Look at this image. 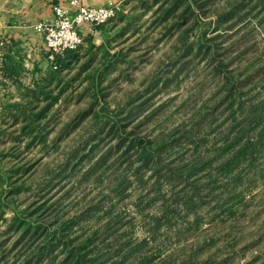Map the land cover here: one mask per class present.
<instances>
[{
    "label": "rangeland",
    "instance_id": "obj_1",
    "mask_svg": "<svg viewBox=\"0 0 264 264\" xmlns=\"http://www.w3.org/2000/svg\"><path fill=\"white\" fill-rule=\"evenodd\" d=\"M49 66L0 74V264H264V0H129Z\"/></svg>",
    "mask_w": 264,
    "mask_h": 264
},
{
    "label": "crops",
    "instance_id": "obj_2",
    "mask_svg": "<svg viewBox=\"0 0 264 264\" xmlns=\"http://www.w3.org/2000/svg\"><path fill=\"white\" fill-rule=\"evenodd\" d=\"M81 1L86 5L122 2L125 7L129 0ZM55 3L70 6L71 0H0V74L3 81L19 91L21 96L24 95L22 90L39 82L37 78L34 79L39 71L43 74L46 67H53L49 66V62L51 65L53 63L48 56L44 35L35 25L53 20ZM102 27L85 24L82 29L84 41H87L89 34H99ZM43 75H46V71Z\"/></svg>",
    "mask_w": 264,
    "mask_h": 264
},
{
    "label": "built area",
    "instance_id": "obj_3",
    "mask_svg": "<svg viewBox=\"0 0 264 264\" xmlns=\"http://www.w3.org/2000/svg\"><path fill=\"white\" fill-rule=\"evenodd\" d=\"M122 9V2L86 5L81 0H71L70 6L55 3L53 20L35 25L44 35L48 56L54 67H57L58 56L78 49L84 43L82 29L85 24L103 26L117 18Z\"/></svg>",
    "mask_w": 264,
    "mask_h": 264
},
{
    "label": "trees",
    "instance_id": "obj_4",
    "mask_svg": "<svg viewBox=\"0 0 264 264\" xmlns=\"http://www.w3.org/2000/svg\"><path fill=\"white\" fill-rule=\"evenodd\" d=\"M174 7H176L175 5H174ZM171 10H170V8L169 9H166V11H165V13L166 14H168V12H170ZM76 57L77 56V49H74V50H68V51H66L65 52V55L64 56H59L58 57V60H57V67L56 68H58L59 66H60V64L62 63H66L67 62V60H68V57ZM37 90H34V94H35V92H36ZM48 106H50V103L48 104ZM48 106H47V108H48ZM44 109V108H43ZM46 111V108H45V110H43V111H40V113H37V115H35V117L36 118H39V117H42L43 116V113ZM81 262H82V260H81Z\"/></svg>",
    "mask_w": 264,
    "mask_h": 264
}]
</instances>
